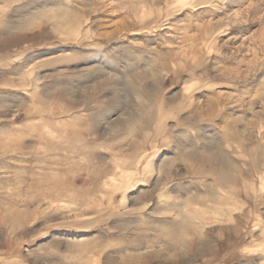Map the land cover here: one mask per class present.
<instances>
[{
	"label": "rangeland",
	"instance_id": "1",
	"mask_svg": "<svg viewBox=\"0 0 264 264\" xmlns=\"http://www.w3.org/2000/svg\"><path fill=\"white\" fill-rule=\"evenodd\" d=\"M0 264H264V0H0Z\"/></svg>",
	"mask_w": 264,
	"mask_h": 264
}]
</instances>
